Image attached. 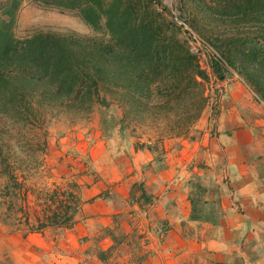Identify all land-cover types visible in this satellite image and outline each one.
Segmentation results:
<instances>
[{"label":"crops","instance_id":"1","mask_svg":"<svg viewBox=\"0 0 264 264\" xmlns=\"http://www.w3.org/2000/svg\"><path fill=\"white\" fill-rule=\"evenodd\" d=\"M223 83L219 115L201 118L196 138L165 148L161 165L133 144L112 154L106 141L123 130L53 138L52 155L67 152L87 171L75 176L74 222L28 233L0 223V264H111L130 245L137 256L114 264H264V114L240 77ZM195 183L205 189L197 207L206 206L196 212L208 219H191Z\"/></svg>","mask_w":264,"mask_h":264},{"label":"trees","instance_id":"2","mask_svg":"<svg viewBox=\"0 0 264 264\" xmlns=\"http://www.w3.org/2000/svg\"><path fill=\"white\" fill-rule=\"evenodd\" d=\"M23 1L0 0V115L19 122L29 132L34 127L42 129L50 113L89 112L92 104L100 99L99 83L127 89L130 104L134 102L132 91L148 96L151 84L174 75L182 76L184 70L189 69L188 80L193 78L192 74L204 76L203 70L194 64L195 56L185 45V40L175 32L174 25L181 30L180 26L173 20H170L172 25L157 20L155 13L141 0H35L45 7L75 11L95 34L39 31L19 39L14 36L12 27ZM214 1L220 6V11H214L225 17V24L234 27L255 25L256 29L243 35L214 36L212 43L218 48L220 59L211 63V69L219 78L224 77L221 73L223 63L238 71L257 99L264 102V20H261L264 18V0ZM184 20L191 28L187 19ZM211 21L215 20H209V24ZM103 32L107 34L106 39L99 36ZM187 34L186 38L190 37ZM127 115L125 112L117 121L102 116L101 121H108L110 127H118L121 132L123 117ZM32 139L23 134L22 144H19L23 155L33 154L35 147L42 152L45 149V138L36 142ZM8 147L7 143L0 142V163L5 164L0 172L6 176L5 184H0V223L9 227V231L25 233L39 232L46 226H70L80 199L78 192L65 188L60 193L54 191L57 193L52 201L55 206L45 222L32 224L28 220L24 211L30 208L24 200L26 191L13 172L14 164L7 162L17 154L4 150ZM137 147L152 153L158 149L155 143L145 142L136 144ZM73 186L78 187V184L75 182ZM192 189L191 219H208L196 212L198 208H206L197 207V199L205 189L198 183ZM32 215L36 217V211ZM98 257L105 260L102 252Z\"/></svg>","mask_w":264,"mask_h":264},{"label":"rangeland","instance_id":"3","mask_svg":"<svg viewBox=\"0 0 264 264\" xmlns=\"http://www.w3.org/2000/svg\"><path fill=\"white\" fill-rule=\"evenodd\" d=\"M141 1H143L144 6H147L149 10L155 13L157 20H165V22L172 25L170 21L173 18L172 13L187 19L191 25L190 29L195 40H188L189 38H186V34L173 24L175 32L181 40H185V45L195 56L194 64L203 70L204 76L200 77L192 74L193 78L188 80L189 69L184 70L181 73L182 76L174 75L151 84L148 89V96L132 91L131 95L134 96V102H130V104L128 101L131 98L129 93H127V89L99 83L98 94L100 99L92 104L89 112L80 111L76 114L72 110H67L50 113L47 115V120H45L42 129L34 127L30 132L22 127L19 122L16 123L9 117L0 115V142L9 145L8 149L4 150L14 152L20 157L17 159L15 155L14 159H8L7 162L14 164L13 172L17 179L23 183V188L26 191L24 200H26L27 206L30 205V208H25L24 211L27 212L28 220L32 224L39 223L41 220L42 222L46 221L47 214L55 206L52 202L53 197L60 193L61 189L65 188L78 192L79 185L78 187L73 186L75 182L77 183V177L75 176L80 173L85 174L83 170L86 171L85 167H82V170L81 165L75 164L73 162L74 159H72L73 156L68 155L67 152H63L59 157L52 155L50 146L54 145L51 141L56 136L64 138L78 130L83 134L84 129L88 127L98 129L101 127V130L105 132L110 131V135L113 132L117 133L118 127H110L108 121H101V118L102 116L103 118L107 117V119L114 118L117 121L126 112L128 115L123 117L124 128H122L125 135L119 139L126 140L127 143L123 145V141L119 142V139L110 138V140L107 139L106 146L112 147V154H117L118 150L116 147L119 143L120 151L130 150L131 144L136 147V144L141 142L155 143L158 149H155L154 153L150 152V154L153 161H155L154 166L161 165L165 161L164 159L167 158L165 156L167 151L165 148H168L169 151L171 146L179 144L180 139L192 140L196 138L200 133L198 129L201 124L200 119H203L204 116H209L211 121V117L214 119L219 115L222 95L217 91L216 81L222 83L221 80L226 78L227 74H234L240 77L244 83L238 71L224 63L221 66L223 78L220 79L219 75L217 76L212 71L211 63L215 59H220L218 48L212 42H214V36L224 37L225 34L229 33L243 35L254 32L253 30L256 29L255 25L228 26L223 21L226 20L225 17L214 11V9L220 11V6L214 0ZM203 3H205V7L202 8L200 6ZM209 20L215 21H211V24H209ZM261 20H264V18ZM197 27L202 31L199 32ZM12 30L14 36L19 39L39 31L55 34L75 33L89 36L95 34L75 11H61L52 7H45L44 4L35 0H24L22 2L15 14ZM99 36L107 38L105 32ZM215 44H219V42L215 41ZM247 88L252 99L261 105L260 113L264 114V102L257 99L248 86ZM43 131H45V137H43ZM23 134L32 136L34 138L32 141L34 142L45 138L46 144L43 152L35 147L33 154L31 152V154L26 153L25 155L24 153L23 155V149H20L19 146V144H22ZM24 158H26L25 161L21 162ZM56 158H59V160H56ZM4 165L0 163V168ZM87 165L89 173L94 174L96 171L92 165L88 163ZM73 167L75 168L74 172L68 171ZM5 181L6 176L0 172V184H5ZM55 190L58 192L55 193ZM3 207H5V204ZM33 211H36V217L32 215ZM7 228L9 229V227ZM21 228L24 229L26 226H21ZM45 228H53L54 230L52 231H55L56 228L60 227L46 226ZM132 242H134V239ZM129 249L130 252L134 251L136 256L140 252L139 249H132L131 245ZM121 251V253L115 252L111 264L112 262L113 264L114 262H119L121 258L126 259L129 255H131L129 258L134 256L126 249Z\"/></svg>","mask_w":264,"mask_h":264},{"label":"built area","instance_id":"4","mask_svg":"<svg viewBox=\"0 0 264 264\" xmlns=\"http://www.w3.org/2000/svg\"><path fill=\"white\" fill-rule=\"evenodd\" d=\"M173 15V18L172 20L174 21V23L178 26H180V29L186 33L188 32V34L190 35V37H188L190 39H194V35L192 34V31L190 29V26L188 25V23L183 19V18H180L176 13H172ZM187 34V33H186ZM187 34V35H188ZM188 35V36H189ZM195 40V39H194ZM198 51V50H196ZM216 86H217V91L221 94V91H222V84L223 83H220V81H216Z\"/></svg>","mask_w":264,"mask_h":264},{"label":"clouds","instance_id":"5","mask_svg":"<svg viewBox=\"0 0 264 264\" xmlns=\"http://www.w3.org/2000/svg\"><path fill=\"white\" fill-rule=\"evenodd\" d=\"M221 79V78H220ZM221 82L223 83V79L221 80ZM224 84V83H223ZM224 86H222V91H221V95L223 97V94H224V89H223Z\"/></svg>","mask_w":264,"mask_h":264}]
</instances>
